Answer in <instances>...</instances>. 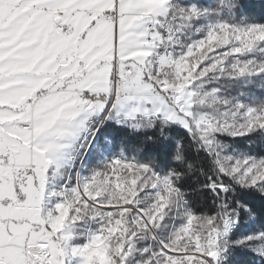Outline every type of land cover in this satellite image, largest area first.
Returning a JSON list of instances; mask_svg holds the SVG:
<instances>
[{
  "label": "snow or ice",
  "instance_id": "obj_1",
  "mask_svg": "<svg viewBox=\"0 0 264 264\" xmlns=\"http://www.w3.org/2000/svg\"><path fill=\"white\" fill-rule=\"evenodd\" d=\"M0 264H264V0H0Z\"/></svg>",
  "mask_w": 264,
  "mask_h": 264
}]
</instances>
